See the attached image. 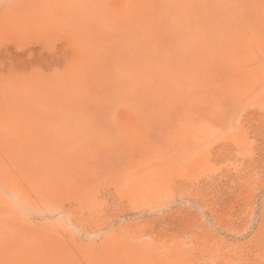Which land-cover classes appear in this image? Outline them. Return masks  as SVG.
Here are the masks:
<instances>
[{"label": "rangeland", "instance_id": "1", "mask_svg": "<svg viewBox=\"0 0 264 264\" xmlns=\"http://www.w3.org/2000/svg\"><path fill=\"white\" fill-rule=\"evenodd\" d=\"M0 264H264V0H0Z\"/></svg>", "mask_w": 264, "mask_h": 264}]
</instances>
